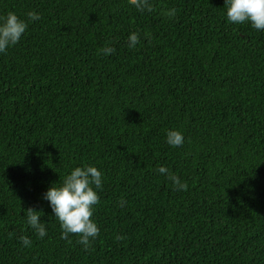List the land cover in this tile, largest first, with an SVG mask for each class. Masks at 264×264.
<instances>
[{
    "label": "trees",
    "instance_id": "16d2710c",
    "mask_svg": "<svg viewBox=\"0 0 264 264\" xmlns=\"http://www.w3.org/2000/svg\"><path fill=\"white\" fill-rule=\"evenodd\" d=\"M150 3L0 0L28 23L0 53V264H264V30L225 0ZM85 164L103 174L88 250L44 199Z\"/></svg>",
    "mask_w": 264,
    "mask_h": 264
},
{
    "label": "clouds",
    "instance_id": "9594fccd",
    "mask_svg": "<svg viewBox=\"0 0 264 264\" xmlns=\"http://www.w3.org/2000/svg\"><path fill=\"white\" fill-rule=\"evenodd\" d=\"M138 11L152 12L154 10L150 0H129ZM226 16L229 23H250L258 31L264 30V0H225ZM28 19L36 21L41 19L35 11L27 13ZM28 23L21 19L15 12L9 11L6 16H0V53H6L10 46H15L27 30ZM140 42V34L132 32L129 36V47L135 48ZM102 54L110 55L115 52L112 47H105ZM167 143L172 147L182 146L183 134L176 129H169L166 134ZM157 171L173 183L178 191H187L188 184L182 182L178 176L171 173L168 168L159 166ZM103 187V174L95 166L85 164L73 168L70 174L63 178V182L52 185L44 194V199L50 202V206L58 219L62 235L61 238L68 240L69 235L79 237L78 243L85 250L91 248L92 241L100 233L98 224L93 219L95 206L100 203L97 189ZM123 203V201L121 202ZM27 224L35 231L39 238L47 235L45 223L41 222V211L29 207L24 210ZM20 241L25 247L31 246V240L27 236H21ZM117 241L125 237L117 235Z\"/></svg>",
    "mask_w": 264,
    "mask_h": 264
}]
</instances>
